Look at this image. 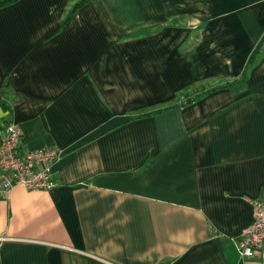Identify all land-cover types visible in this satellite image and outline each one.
<instances>
[{
	"label": "crops",
	"instance_id": "crops-1",
	"mask_svg": "<svg viewBox=\"0 0 264 264\" xmlns=\"http://www.w3.org/2000/svg\"><path fill=\"white\" fill-rule=\"evenodd\" d=\"M75 2L0 9V133L64 150L54 188L0 196V264H264L236 241L264 198V0Z\"/></svg>",
	"mask_w": 264,
	"mask_h": 264
},
{
	"label": "built area",
	"instance_id": "built-area-1",
	"mask_svg": "<svg viewBox=\"0 0 264 264\" xmlns=\"http://www.w3.org/2000/svg\"><path fill=\"white\" fill-rule=\"evenodd\" d=\"M22 129L8 122L0 133V196L17 185L32 191L51 190L56 182L53 166L64 155L58 146L22 148ZM254 219L237 238L242 257H264V198L251 199Z\"/></svg>",
	"mask_w": 264,
	"mask_h": 264
},
{
	"label": "trees",
	"instance_id": "trees-1",
	"mask_svg": "<svg viewBox=\"0 0 264 264\" xmlns=\"http://www.w3.org/2000/svg\"><path fill=\"white\" fill-rule=\"evenodd\" d=\"M16 1H18V0H0V9H2L3 7H6L10 4H13ZM89 1L90 0H77L73 5L72 12L68 16V19L73 16L75 11H77L79 8L84 6ZM253 60L250 61V64ZM245 75H246V72L244 74H242L241 77L236 78L235 80H224V81H220V82H213L209 85L198 86L196 90H194L192 88H185V89L181 90L177 94V96L169 104L164 105V106H159L158 108L152 109L149 112L147 111V112H145L144 115L148 116V115H153V114H159V113H163V112L169 110L170 108H174L176 106H185L189 103L196 101L197 99L201 98L202 96H204V95H206L212 91H215L217 89L224 88V87H231V86L235 85L242 78H244Z\"/></svg>",
	"mask_w": 264,
	"mask_h": 264
},
{
	"label": "rangeland",
	"instance_id": "rangeland-1",
	"mask_svg": "<svg viewBox=\"0 0 264 264\" xmlns=\"http://www.w3.org/2000/svg\"><path fill=\"white\" fill-rule=\"evenodd\" d=\"M75 1H77V0H74V2H75ZM72 4H74V3H72ZM193 89L196 90V89H197V86H196V87H193ZM154 109H155V108H154ZM147 111L149 112L150 110L142 111V112H141L140 114H138L137 116H138V117H139V116H141V117H145L146 115H144V114H145V112H147ZM5 194H6V193H5ZM5 194H4V195H5Z\"/></svg>",
	"mask_w": 264,
	"mask_h": 264
}]
</instances>
